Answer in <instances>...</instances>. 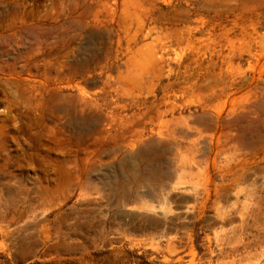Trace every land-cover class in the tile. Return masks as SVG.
Wrapping results in <instances>:
<instances>
[{"label":"rangeland","instance_id":"obj_1","mask_svg":"<svg viewBox=\"0 0 264 264\" xmlns=\"http://www.w3.org/2000/svg\"><path fill=\"white\" fill-rule=\"evenodd\" d=\"M0 264H264V0H0Z\"/></svg>","mask_w":264,"mask_h":264}]
</instances>
